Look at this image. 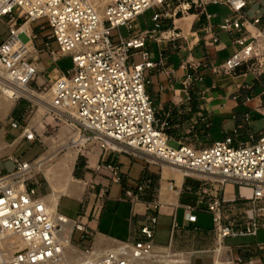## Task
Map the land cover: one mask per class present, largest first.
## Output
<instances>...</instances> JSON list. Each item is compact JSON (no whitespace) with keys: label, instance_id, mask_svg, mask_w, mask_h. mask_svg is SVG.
<instances>
[{"label":"built area","instance_id":"1","mask_svg":"<svg viewBox=\"0 0 264 264\" xmlns=\"http://www.w3.org/2000/svg\"><path fill=\"white\" fill-rule=\"evenodd\" d=\"M168 1L109 0L101 14L97 0H0V17H5L9 26L8 36L0 42V85L12 90L15 101L23 98L38 107L45 104L47 114L73 125L86 138V143L94 139L106 152L116 156L128 153L148 163L181 169L186 175L204 174L222 184L233 181L253 187L251 197L240 198L238 206L229 207L216 197L209 204V211L216 235V245L211 250L213 264H255V258L247 254L249 246L238 245L235 256L234 246L227 245L226 239L256 237L264 226V132L237 145L234 136L238 131L235 130L234 134L202 149L188 144L171 146L166 134L169 121L160 122L157 117L148 91L151 79L145 72L158 65L150 59L145 47L146 40L161 30L165 13H154L150 30L129 37L120 33L117 41L112 39L113 30L126 27L131 32L140 15L149 9H159ZM210 3L230 7L234 16L226 17L220 28L238 34L233 41L236 50L221 64L211 66L213 74L232 73L243 65L251 73L263 74L264 13L257 10L250 17L248 0H183L171 13L186 12L195 5L210 19L213 14L205 9ZM22 18L26 21L20 23ZM43 18L52 32L43 50L54 62L64 56L72 60V66L49 85V100L42 98L43 93L33 85L38 76L35 56L38 49L33 33L25 28L28 23ZM23 33L28 34L29 40H21ZM177 36L162 37L161 33L157 38ZM52 41L57 43V49ZM137 49H141L143 61L130 65L129 60ZM184 65L190 69L188 81L204 79L201 68L207 66L206 61L186 60ZM10 124L13 129L22 127L15 118H11ZM23 136L34 140V129L24 127ZM10 158L16 169L0 173V264H64L59 235L63 225L69 222L73 223L70 241L75 233L79 235L80 264H191L194 252L156 248V215L150 216L141 228L143 238L116 241L110 247L87 245L91 235L87 224L72 220L58 210L53 216L40 193L38 181H31L32 174L26 173L31 162ZM102 166L112 172L115 182L121 181L116 158L100 164L99 168ZM137 189L143 191L145 184L138 185ZM125 193L131 201L138 199L131 189ZM160 206L157 202L150 204L153 209ZM187 220L197 221L191 206ZM259 246L264 249V243ZM259 262L264 264V253Z\"/></svg>","mask_w":264,"mask_h":264},{"label":"crops","instance_id":"2","mask_svg":"<svg viewBox=\"0 0 264 264\" xmlns=\"http://www.w3.org/2000/svg\"><path fill=\"white\" fill-rule=\"evenodd\" d=\"M179 3L180 0H175L171 4L167 2L161 8L154 9V13L162 11L165 16L162 19L161 30L154 37L151 36L146 40L145 47L150 59L158 63L156 67L146 69L145 72L151 79L148 91L157 117L160 122L168 120L170 124L166 130L168 143L172 140L177 142L178 147L181 144H188L202 149L224 139L227 135L234 134L235 130L238 131L234 136L236 145L249 141L251 136L258 137L264 132V127L257 129L255 125L256 122L264 121V73L261 75L251 73L246 65L232 73L222 75H215L211 71L212 65L224 62L237 48L233 41L238 34L220 28L226 17L234 16L232 10L226 4L210 3L205 7L206 11L213 14L210 19L201 7L195 5L189 11L180 10L176 15L172 14L171 11ZM166 7L168 10L164 12ZM257 10L264 13V0H248L249 16L254 17ZM152 17L151 23L145 22L144 26L137 21V18L134 29L128 31L126 37L152 29L154 25ZM39 20L28 23L25 28L33 33L35 47L38 49L35 53L38 76L33 85L40 89L54 82L66 68L56 67L57 62H54L43 50L44 43L51 37L52 32L49 24L48 31L44 23H37ZM34 26L46 31V38L40 36L42 31L35 33ZM161 33L162 37L172 34L178 36L175 39L157 38ZM215 38H218V41H215ZM54 42L52 41V46L57 49ZM186 60L206 61L207 66L201 68L204 75L202 81L187 80L190 69L184 65ZM142 61L141 49H137L131 56L129 64ZM247 114L249 118H246ZM20 136L22 139L20 145L28 142L38 146L33 144L34 140L25 139L23 133ZM2 143L7 152L11 150L12 145L0 139V144ZM19 146L13 150L10 157L19 158L15 156ZM84 151L87 159L83 160L82 165L78 163L76 170L81 168L85 170L84 173L95 175L97 191H99L92 194L91 202L86 209L79 199L85 189V182L74 178L75 184L82 187L80 190L67 178L58 181L53 187L62 185L66 189L71 188L72 194L65 195L76 200L79 209L73 217H68L87 224L91 233L87 245L110 247L116 241L143 238L141 228L148 223L150 216L156 215L158 219L154 228V242L157 249L170 248L177 252H194L190 258L191 264H213L211 250L216 245V235L209 204L216 197H220L225 205L236 207L240 198H249L252 195L243 196L240 184L233 181L222 184L204 174L186 175L181 169L166 164L148 163L145 159L128 153L116 156L104 151L93 141ZM70 156L62 162V167L55 168L61 171L64 169L62 173L66 177L69 171L66 163ZM115 158L122 177L120 182L113 180L109 169L103 166L99 168L100 164L112 162ZM15 169L16 164L10 170L0 166V173H10ZM77 172H75L76 176L81 177L82 174L79 176ZM143 183L145 189L139 192L138 185ZM127 189L133 190L138 195L136 201H131L126 196ZM65 195H61L57 210L67 216L59 210ZM96 197L98 200L95 206ZM153 202L161 206L153 209L150 207ZM189 206L197 215L196 222L187 220ZM235 211L238 212L237 209ZM261 230H264V226L252 240L235 241L238 238H228L226 244L249 246L248 256H253L255 264H260L259 258L264 253V249L259 245L264 243V239L258 240L257 237ZM262 236L264 237V234ZM228 240L233 242L230 243Z\"/></svg>","mask_w":264,"mask_h":264},{"label":"rangeland","instance_id":"3","mask_svg":"<svg viewBox=\"0 0 264 264\" xmlns=\"http://www.w3.org/2000/svg\"><path fill=\"white\" fill-rule=\"evenodd\" d=\"M109 0H97V3L101 6V12L105 5L107 4ZM175 0L168 1L169 4ZM183 1V0H180ZM178 5V4H177ZM174 7V5H171ZM163 9V8H162ZM168 10V7L165 8L164 12ZM154 13V9L147 10L144 14H142L138 18V22L141 23V25H145V22L151 23V17ZM26 20L24 18L21 19L20 23L25 22ZM38 24L44 23L46 27H48V21L46 18H43L37 22ZM9 31V26L7 23V20L5 17H0V42L3 41L7 36ZM49 31V27H48ZM120 33L126 37L128 35V30L126 27H121L120 30L115 29L112 31V39L113 41H117L119 39ZM21 40L27 41L29 40L28 34L23 33L20 35ZM54 46L57 48L56 42H54ZM59 68H68L72 66V60L69 56L61 57V59L57 62L55 65ZM51 85L48 83V85H45L44 87L40 88L39 91L43 93V95H47L49 92V88ZM9 99L6 94H4V91L2 89V86L0 85V101L3 99ZM10 98L8 101H5V103L0 102V139L4 142H6L9 145H12L10 151H6V147L3 146V143L0 144V161H8L6 163L0 162V166L7 169H13L15 167V162H13L9 157L12 154L13 150L20 145L22 139L21 134L23 133V129L26 126L32 127L35 131V139L33 144H37L38 146H33L31 143L25 142L21 144L18 148V150L15 152V156L19 157L21 160H26L28 162H31L32 164L37 163L40 159L45 158L47 159V164L45 165V169L40 170H31V174L33 176V179L31 181L37 182L38 181V187L40 190V193L44 196V198H47V196L51 195L54 192L61 193L63 195L65 191L67 190L65 187H63L62 190H60V186L53 187V185H56L58 181H62L64 178L71 180L72 184L75 179L85 182V189L79 199L81 200L82 205H84L85 209L91 202L92 194L97 191V184L95 182V175L92 176L90 173H84V169H77V165L79 160L87 159L85 156V148L90 142L96 143L94 139L89 141L85 146V148H71V150L67 147L68 143L70 142L73 133L69 130V127L67 124L59 119H56L54 117H51V115L42 112L40 110L41 107H38L37 105H34L31 101L27 99H20L18 101L11 100ZM29 101V102H28ZM7 103V104H6ZM10 103V104H9ZM14 103V104H13ZM2 104V106H1ZM12 108L7 112V110L11 107ZM25 104L24 110L22 113V116L20 117V122L22 127L19 129H13L10 124L11 118L15 117L14 111L21 107V105ZM34 105V106H33ZM5 113V114H4ZM40 125V126H39ZM256 128L260 129L264 127V121L262 122H256ZM92 135V133H88ZM169 144L173 147H178L177 142L170 140ZM2 147V148H1ZM58 150L56 155L54 154L55 151ZM80 150V151H79ZM4 152V153H3ZM38 154V155H37ZM70 154L72 156H70ZM37 155V156H36ZM36 156V157H35ZM70 156L67 161L68 165V173L67 177L63 175L60 177L56 182H53L54 179H52L51 174L54 172L56 167H61L62 162L66 159V157ZM35 157V158H34ZM34 158V159H33ZM80 160V161H81ZM78 171V172H77ZM75 172H77L81 177H77ZM62 178V179H61ZM90 178V179H89ZM84 185V183H83ZM77 189H81L82 187L79 184H75ZM240 188L243 189V196H249L253 193V187L246 186V185H240ZM64 192V193H63ZM99 193V191H97ZM66 194V193H65ZM64 194V195H65ZM98 197H96V204L97 205ZM79 209V203L72 199L69 196H64L60 203V212H64L69 217H73L75 213ZM264 234V230L260 231V235L257 237L258 240L264 239L262 236ZM76 236L72 237V240L69 239V244L71 248H73V251L76 252L79 259H81V254L79 250L80 242L78 240V233H75ZM253 237L248 238H238L235 241H243V240H252ZM228 242H233V240H228ZM240 246V245H239ZM255 246V245H254ZM257 247V246H255ZM239 247L234 246L233 248V254L236 256L239 252L237 250Z\"/></svg>","mask_w":264,"mask_h":264},{"label":"bare ground","instance_id":"4","mask_svg":"<svg viewBox=\"0 0 264 264\" xmlns=\"http://www.w3.org/2000/svg\"><path fill=\"white\" fill-rule=\"evenodd\" d=\"M101 14H102V12H101ZM2 89H3V91H4V94H6V96H8V98L10 97V98H12L13 99V93H12V90L11 89H8L7 87H3L2 86ZM18 94V93H17ZM36 96H39V95H36ZM40 96L43 98H45V99H47V100H49V97H48V95H43V94H40ZM9 98V99H10ZM8 99V100H9ZM11 99V100H12ZM5 100H7V99H5L4 98V101H0V102H2V103H5ZM14 100V99H13ZM7 104V103H6ZM10 104V103H9ZM1 106H2V104H1ZM12 106V105H11ZM40 110L42 111V112H45V113H49L47 110V106L45 105V104H43V103H41V108H40ZM51 117H53V116H51ZM65 121V120H64ZM66 122V121H65ZM67 124V123H66ZM67 126L69 127V130L73 133V135H72V138H71V140H70V142L68 143V148L71 150V148H78L79 147V149L82 147L81 145H83L84 143H86V138L85 137H83V136H80L79 135V133H78V131H76L75 129H74V126L73 125H71V124H67ZM92 140V139H91ZM90 140V141H91ZM87 143H89V142H87ZM86 143V144H87ZM85 144V145H86ZM85 145L83 146V148L85 147ZM2 148V147H1ZM6 150V149H5ZM80 151V150H79ZM58 152V150H56L55 151V155H56V153ZM4 153V152H3ZM1 155V154H0ZM68 159V158H67ZM66 160V159H65ZM68 161H69V159H68ZM47 164V159H45V158H42V159H40L37 163H35V164H30V168L26 171V173L27 174H31V170L33 171V170H40V171H42V170H44L45 169V165ZM67 164V163H66ZM65 165V164H64ZM64 165H63V167H64ZM62 167V166H61ZM64 170V169H63ZM62 170V171H63ZM54 172L51 174V178L52 179H54L53 181L54 182H56V180H58L59 179V177H61L62 175H63V173H62V171L61 170H53ZM67 172V171H66ZM62 173V174H61ZM66 177V176H65ZM63 178V177H62ZM61 178V179H62ZM65 179V178H64ZM58 183V182H57ZM56 183V184H57ZM60 184V183H59ZM58 184V185H59ZM66 184V183H65ZM73 184H74V182H73ZM55 187V186H54ZM60 187H62V185H60ZM59 188V187H58ZM68 188V187H67ZM62 189H63V187H62ZM61 189V190H62ZM73 191V190H72ZM64 193V192H63ZM65 193L67 194V195H71L72 193H71V188L69 187L66 191H65ZM64 193V194H65ZM60 198H61V193H57V192H54V193H52L51 195H49V196H47V198H44V201L46 202V204H47V206H48V208H49V210L52 212V214H53V216H55V215H57V207H58V205H59V202H60ZM72 227H73V223L72 222H69V223H67V224H64L63 225V227H62V230L60 231V235H59V239H60V241H61V243H62V246H63V257H64V264H80V262H81V259H79V257L77 256V254H76V252H74L73 251V248H71V246H70V244H69V237H70V234H71V229H72Z\"/></svg>","mask_w":264,"mask_h":264},{"label":"trees","instance_id":"5","mask_svg":"<svg viewBox=\"0 0 264 264\" xmlns=\"http://www.w3.org/2000/svg\"><path fill=\"white\" fill-rule=\"evenodd\" d=\"M35 33H40L42 31V33H40V36L43 37V38H46V31L44 32L43 30H40L38 26H34L33 27ZM24 106L25 104L21 105V107L17 108L15 111H14V114H15V117L16 119L20 120V117L22 116V113H23V110H24ZM81 160V159H80ZM79 160V165H82V162H83V159L80 161ZM76 236V235H74Z\"/></svg>","mask_w":264,"mask_h":264}]
</instances>
